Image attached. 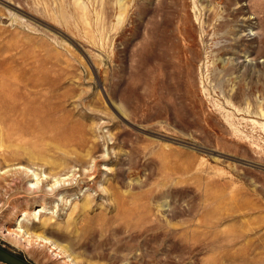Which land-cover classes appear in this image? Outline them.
<instances>
[{"label": "rangeland", "instance_id": "1", "mask_svg": "<svg viewBox=\"0 0 264 264\" xmlns=\"http://www.w3.org/2000/svg\"><path fill=\"white\" fill-rule=\"evenodd\" d=\"M250 55L264 66V0H0V146L42 139L51 165L68 162L35 166L65 179L59 198L10 183L29 156L0 151V247L33 264H264V70L256 87L238 78ZM37 80L70 141L4 137L37 133L11 112L13 87Z\"/></svg>", "mask_w": 264, "mask_h": 264}, {"label": "bare ground", "instance_id": "2", "mask_svg": "<svg viewBox=\"0 0 264 264\" xmlns=\"http://www.w3.org/2000/svg\"><path fill=\"white\" fill-rule=\"evenodd\" d=\"M77 5L79 7L80 3H78ZM248 17L250 18L251 16H248ZM246 18L247 17H245V16L242 17L243 21L245 22L244 24H248V23H246L248 21ZM247 28H250V30H252V29H254V25L253 24L249 25ZM245 31H247V30H245ZM256 35H258V34H256ZM251 56L252 55L245 57V61L240 65V74L238 75V78L243 77L244 74L248 75L249 84L254 85V83L258 82V80L262 77L261 73L260 74L256 73V70L257 69L264 70V66L260 67V65L258 64L257 60L254 59ZM42 85H43V82L37 80V82L23 81L22 84H18V85L13 87V91L17 92L16 94L19 97V100L22 101V99H23L24 103L23 104H19V106H15V107L11 108V112L20 113L22 116H24L23 122H25V124L28 125V127L30 126L31 128H34L36 130L38 129V131H37V133L32 134V133L28 132L27 129H29V128H27V129L21 128V129H18V130H11L12 134L8 133V134L4 135V137H6V139L11 140V139H13L15 137L14 135H16V136H23L24 135V136L30 137L33 140H35V139H38V137H39L38 135H40L42 132H47V133L54 134L61 141L64 140V139H67V141H70L69 138L71 136L69 138H67L68 137L67 130H69L70 126H73L74 123L72 122V120H69V125H68V121H67L66 124L63 123L62 121L61 122L59 121L60 120V116L59 115H61L65 111L63 109H59V111L57 113H54V112L53 113L52 112L46 113L52 107L51 106L52 105L51 102L48 101V99H45V97L42 94H40L39 92L35 93V92L29 90V89H37V87H40ZM235 86H233V89L235 88ZM254 87H256V86L254 85ZM242 93H243V91H242ZM244 97L245 96H243V98ZM253 106L255 107V109L252 110V112L255 113V115H260L261 117H264V105L261 104V105H253ZM3 108H4V104H0V112H2ZM3 117H5V115L3 113H0L1 125L4 124V122H2ZM37 117L39 119H38V121H35V119H37ZM55 122H60L62 124L61 125L60 124H54ZM263 127H264V125H263ZM22 145L23 144L15 145V151L12 154H10L7 151L8 147L5 144H2L0 146V148H1L0 151L3 154H5L4 155L5 157L4 156L3 157L6 158V159H9L10 156H15V155H18V157H19V156H21V154H22L21 152L22 151L24 153L28 154V156H29L28 157L29 158V161H28L29 164L24 165L23 167L17 169L13 173L12 180L10 181V183L16 184L17 181H20L22 183V182H24L26 180L25 183H27L28 189L30 191H32V192H35V193L43 192L45 195L48 194V195H52L54 197L57 196L59 198H63V196L65 195V192L61 188L62 187L61 185L66 183L65 179H62L60 176L59 177L55 176V177H53L50 180V182H52L51 185H50V182L47 180V175H46V172L44 171V168L43 167H39L41 169L40 170L41 172H39L40 173L39 174L37 172V170H39V168H37L35 166H37L36 163H38V161H40L41 163H43V166H52V167H54L53 171H55L56 168H67L68 167L67 166V164H68L67 158L65 156L59 157L57 159V162H55L54 165H51L52 162L49 159H47L46 154H45V152H47V150L49 149V145H47L42 139H41V143H39V144H37V143H35V144L34 143H31V144L25 143L23 146ZM31 145H32V147L36 148V150H33V151L29 150L28 151V149H29L28 147H30ZM2 153H1V155H2ZM92 201H93V199H91L89 196H87L84 199V202L80 205L82 207V211L84 213L88 212V208L90 207V204L92 203ZM55 212H57V211H55ZM55 212H54V215H55ZM130 214H132V213H130ZM127 215H128L127 211L120 210V211L117 212V215L114 216V217H115L116 220H118L120 222V220H124V218ZM133 216H134V213H133ZM133 216L130 215V217H133ZM128 218L126 220H128ZM102 220H104L105 222H108L109 219L108 218L105 219V217H104V219H102ZM84 221H86V219ZM140 221H142V220H140ZM19 222H21V221H19ZM19 222H18V224H16L17 225L16 226L17 230H7V231H9L8 232L9 236L11 234H12L11 236H13V234L15 235V237L19 236V240L18 241H20V239H22L21 238L22 236L26 237V235H27V231L24 233L23 226H21V224ZM91 222H92V220L89 219L88 223H91ZM126 222H128V221H126ZM46 225H47V222L44 221L43 224H42V227H41L42 228L41 234H35L34 233V235H36L35 238H37V239L40 238L41 239V237L42 238L45 237V234H47V233H46V230H45L44 227ZM129 225L132 226V224H129ZM129 225H127V226H129ZM117 227H118V225H117ZM26 228L30 229L29 227H26ZM41 228H40V230H41ZM24 241H25V239H24ZM26 242L29 243V245H32L33 241L31 242V240L28 239V240H26ZM63 251L64 252L66 251L67 253L69 252L67 247L65 249H63Z\"/></svg>", "mask_w": 264, "mask_h": 264}, {"label": "water", "instance_id": "3", "mask_svg": "<svg viewBox=\"0 0 264 264\" xmlns=\"http://www.w3.org/2000/svg\"><path fill=\"white\" fill-rule=\"evenodd\" d=\"M0 261L6 264H33L31 261L23 259L18 255L9 252L8 250L0 247Z\"/></svg>", "mask_w": 264, "mask_h": 264}]
</instances>
